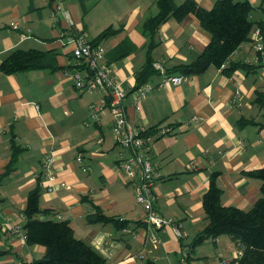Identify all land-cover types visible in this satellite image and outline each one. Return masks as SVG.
Segmentation results:
<instances>
[{
	"label": "crops",
	"instance_id": "1",
	"mask_svg": "<svg viewBox=\"0 0 264 264\" xmlns=\"http://www.w3.org/2000/svg\"><path fill=\"white\" fill-rule=\"evenodd\" d=\"M159 1L99 0L84 14L76 0H66L56 19L54 0H0V66L17 50L53 52L57 66L11 75L0 71L2 264H33L46 254L44 246L25 238L28 197L35 189L40 190L38 218L69 221L75 237L106 264H232L237 259L238 243L229 236L191 246L208 225L203 196L213 173H218L226 207L247 211L262 196V181L246 173L264 167V53L260 56L253 38L264 25V0H249L253 32L226 64H251L254 70L240 68L228 76L210 67L180 86L167 82L179 75L173 70L197 60L212 36L194 15L172 19L162 25L149 53L150 39L140 26L159 13ZM217 1L197 0L207 9ZM110 28L118 32L98 42L109 54L114 78L126 89L129 118L142 130H169L148 138V153L158 175V215L178 221L182 237L172 227L147 222L131 182L118 167L120 147L109 106L92 110L104 94L79 90L72 76L74 46L66 45L64 35L92 42ZM121 46L129 52L115 59ZM149 57L163 70L155 69L147 83L153 88L137 111L136 74ZM48 159L53 161L50 170ZM96 207L129 223L119 230L89 222Z\"/></svg>",
	"mask_w": 264,
	"mask_h": 264
},
{
	"label": "trees",
	"instance_id": "2",
	"mask_svg": "<svg viewBox=\"0 0 264 264\" xmlns=\"http://www.w3.org/2000/svg\"><path fill=\"white\" fill-rule=\"evenodd\" d=\"M76 1L86 14L99 0H94L90 4H88L90 0ZM158 6L159 13L144 21L140 26L141 32L150 39L149 53L155 47L154 37L162 25L172 19L180 22L194 15L212 36L206 50L197 60L176 67L173 70L174 73L191 77L205 73L210 67L219 69L224 67L222 71L231 76L240 68L250 72L254 70L255 66L251 64L226 65L230 57L244 42L249 40L253 32L254 24L251 16L254 7L249 0H218L211 9L201 6L197 0H185L182 4H178L175 0H160ZM259 28L264 40V25H260ZM117 32L112 28L107 29L90 43L100 46L101 39L114 36ZM128 52L129 50L125 51L121 46L115 50L113 56L115 55V59L121 58ZM55 57L53 52L17 50L2 62L0 71L11 75L43 68L55 69L57 67ZM106 58L108 63H111L108 52ZM155 72L153 60L149 57L145 66L136 74L137 89L146 85ZM258 101L261 102V95ZM156 135H163L161 129L157 127L144 132L147 140ZM17 157L18 154L15 153L12 162ZM246 174L262 181V196L247 211L233 206L226 207L223 204V190L218 185V173L212 174L209 188L203 196L208 225L194 239L191 246L193 249L204 245L209 240L229 236L238 243V249L242 250V255L232 264H264V167ZM41 212L40 190L35 189L28 197L25 213L27 218L25 238L31 245L44 246L46 254L33 264H106L104 257L89 244L75 237L74 229L69 221L41 220L38 218ZM88 221L113 224L119 230L124 229L129 223L124 219L108 216L98 207L95 208L94 213L88 215ZM2 257L3 252H0V264H2ZM144 264L161 263L149 261Z\"/></svg>",
	"mask_w": 264,
	"mask_h": 264
},
{
	"label": "built area",
	"instance_id": "3",
	"mask_svg": "<svg viewBox=\"0 0 264 264\" xmlns=\"http://www.w3.org/2000/svg\"><path fill=\"white\" fill-rule=\"evenodd\" d=\"M66 0H54L55 18L62 17L64 2ZM17 29L18 24H13ZM66 45H73L72 76L76 81V87L85 92H102L104 99L98 105L92 106L94 112H100L104 106H109L113 118V134L120 147L118 152V167L127 179L131 182L136 200L142 205L146 219L149 224L156 227H172L178 237H182L181 224L173 219H164L156 210L157 195L155 193L158 175L155 173L154 165L148 153V140L144 136L146 130H142L129 118L125 101L127 92L122 83L116 81L113 75V67L107 61V51L101 46H94L83 37H77L73 33H66L63 37ZM254 46L259 53H264V41L261 29L258 28L253 34ZM155 69L163 70L161 66L154 65ZM224 67L221 68V70ZM188 79L187 76L178 75L168 78L167 82L180 86ZM152 86L146 84L134 93V103L137 111L141 110V104ZM240 91L236 92V99H241ZM108 104V105H107ZM168 129H162L163 135L168 134ZM80 162L82 158H78ZM50 170L53 166L52 159L45 164ZM238 256L242 250H238ZM222 264H227L224 262Z\"/></svg>",
	"mask_w": 264,
	"mask_h": 264
}]
</instances>
